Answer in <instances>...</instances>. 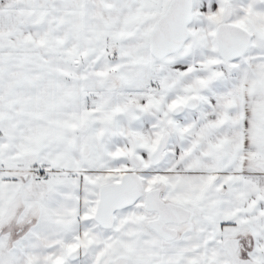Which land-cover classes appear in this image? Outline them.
Segmentation results:
<instances>
[{"label": "snow or ice", "instance_id": "obj_1", "mask_svg": "<svg viewBox=\"0 0 264 264\" xmlns=\"http://www.w3.org/2000/svg\"><path fill=\"white\" fill-rule=\"evenodd\" d=\"M0 264H264V0H0Z\"/></svg>", "mask_w": 264, "mask_h": 264}]
</instances>
